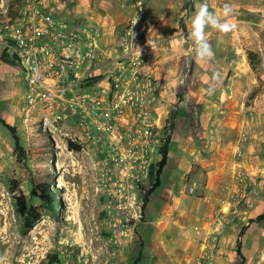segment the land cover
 I'll return each mask as SVG.
<instances>
[{"label": "crops", "instance_id": "0c3cea01", "mask_svg": "<svg viewBox=\"0 0 264 264\" xmlns=\"http://www.w3.org/2000/svg\"><path fill=\"white\" fill-rule=\"evenodd\" d=\"M190 1L189 8H184L188 0H45L57 18L98 29L105 47L123 44L133 28L152 29L158 41L152 68L159 88L155 109L161 123L184 89L183 99L174 106L159 185L149 196L137 228L144 261L151 256L154 264L193 261L199 251L194 230L213 222L216 212L229 202L234 165L250 179V173L264 171V109L251 108L255 97L264 100V0ZM203 2L235 24L227 34L206 30L214 51L208 63L197 62L192 42L187 40L191 17ZM225 4L234 9L228 17L223 16ZM0 64L20 72L16 64ZM215 72L220 74L219 83L212 80ZM210 86L214 91H209ZM238 149L241 156L235 161ZM173 166L176 175L168 173ZM168 177L178 194L165 191L153 202V194ZM186 187L195 188L198 196L185 194ZM262 201L256 206L259 212ZM235 228H224L215 264L230 263Z\"/></svg>", "mask_w": 264, "mask_h": 264}, {"label": "rangeland", "instance_id": "374dc122", "mask_svg": "<svg viewBox=\"0 0 264 264\" xmlns=\"http://www.w3.org/2000/svg\"><path fill=\"white\" fill-rule=\"evenodd\" d=\"M19 2L0 0V10L3 3L12 7ZM186 4L189 8L191 1ZM0 49V61L15 65L1 44ZM3 55L12 62L2 59ZM25 94L23 74L0 64V119L14 128L18 138L16 145L10 131L0 123V264H154L151 256L144 261L137 228L144 217L143 195L156 177L158 148L153 154L149 185L133 188L128 201L115 202L100 187L106 177L102 151L87 142L71 109L66 104L52 110L42 105L29 108ZM183 97L181 89L160 123V147L171 136L174 106ZM173 167L168 173L176 175ZM238 173L234 165L232 189L240 182ZM250 177L254 205L226 225L236 227L229 264H264V219L259 218L264 213V171L252 172ZM169 179L153 194V202L165 191L178 194ZM41 184L48 188V204L37 197L36 188ZM232 189L223 212L236 204ZM184 193L189 194L187 190ZM16 197H22L32 214L40 216L31 228L16 212ZM262 199L259 212L256 206Z\"/></svg>", "mask_w": 264, "mask_h": 264}, {"label": "built area", "instance_id": "2783aa9c", "mask_svg": "<svg viewBox=\"0 0 264 264\" xmlns=\"http://www.w3.org/2000/svg\"><path fill=\"white\" fill-rule=\"evenodd\" d=\"M0 14V44L23 74L28 107L52 110L64 102L71 109L87 142L102 151L106 177L100 187L115 202L128 201L133 188L147 187L161 128L152 68L158 41L152 29L133 28L123 44L105 47L98 29L57 18L45 0H20L12 7L3 3ZM136 45L143 48L141 57L134 55ZM251 108L264 109V100L255 97ZM115 135L122 141L114 140ZM240 156L238 149L236 158ZM238 172L240 182L232 189L236 204L227 212L219 210L204 229L194 230L199 251L190 264H215L226 225L253 207L252 181ZM186 190L191 195L196 191Z\"/></svg>", "mask_w": 264, "mask_h": 264}, {"label": "clouds", "instance_id": "9594fccd", "mask_svg": "<svg viewBox=\"0 0 264 264\" xmlns=\"http://www.w3.org/2000/svg\"><path fill=\"white\" fill-rule=\"evenodd\" d=\"M233 6L225 4L223 7V16L228 17L233 13ZM211 28L223 34L231 32L235 28V24L228 19H222L216 12L210 10L206 2L198 3L196 11L190 20V29L187 33V40L192 42V51L195 54L197 62L208 63L214 56L212 44L208 38L207 29ZM135 39V34L134 37ZM152 47L151 42H147ZM143 48L136 45L134 55L142 56ZM212 80L216 83L220 81V74L213 73ZM209 91H214V87L209 88Z\"/></svg>", "mask_w": 264, "mask_h": 264}, {"label": "trees", "instance_id": "16d2710c", "mask_svg": "<svg viewBox=\"0 0 264 264\" xmlns=\"http://www.w3.org/2000/svg\"><path fill=\"white\" fill-rule=\"evenodd\" d=\"M184 8H187V4L184 5ZM0 17H1V14H0ZM181 26H182V28H184L183 24H181ZM248 58L250 59V63L253 66V55L251 53L248 54ZM2 59L6 60V61H11L10 59L6 58L5 55L2 56ZM0 123H2L3 126H5L10 131V133L12 134V137L15 141V144L18 145V138L15 136L14 128L9 126L8 124H5V122L1 119H0ZM169 141H170V138L166 137L163 144L159 148L160 159L157 163L156 177H155L154 181L152 182L150 188H148L143 195V204H142L143 208L142 209L145 208V206L148 202L149 196L152 194V192L159 185V175H160V173H161V171H162V169L165 166L166 161H167V152H168ZM151 169H153V165L151 166ZM151 175H152V173H151ZM45 185L41 184L36 188L38 191L37 197L42 202H46V204H48L51 201L50 200L51 198L49 197L48 188ZM15 206H16V212L19 215L24 216V219L27 222V227L31 228L39 220L40 216H37L36 214H32L33 211L26 207L22 197H16ZM142 215H143V210H142ZM259 218L264 219V213L261 216H259Z\"/></svg>", "mask_w": 264, "mask_h": 264}, {"label": "bare ground", "instance_id": "6f19581e", "mask_svg": "<svg viewBox=\"0 0 264 264\" xmlns=\"http://www.w3.org/2000/svg\"><path fill=\"white\" fill-rule=\"evenodd\" d=\"M65 104H64V102L62 103V105L61 106H64ZM35 106H37V103H36V105ZM60 107V106H59ZM35 109V108H34ZM114 140H116V141H118V142H121L122 140L121 139H119L116 135L114 136Z\"/></svg>", "mask_w": 264, "mask_h": 264}]
</instances>
